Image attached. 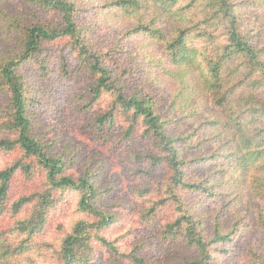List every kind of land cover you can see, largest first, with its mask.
Instances as JSON below:
<instances>
[{
	"label": "trees",
	"instance_id": "1",
	"mask_svg": "<svg viewBox=\"0 0 264 264\" xmlns=\"http://www.w3.org/2000/svg\"><path fill=\"white\" fill-rule=\"evenodd\" d=\"M9 1L0 0V153L19 155L0 169V264H93L97 245L111 264H149L144 244L125 253L119 239L103 235L114 217L99 208L95 172L68 176L64 155L52 154L33 126L32 87L22 70L40 63L41 77L49 76L45 45L61 39L79 65L70 71L63 61L60 76L87 81L74 98L77 110L97 138L132 149L129 162L148 183L136 189L146 204L143 222H158L169 208L175 214L160 236L180 250L172 264H216L217 248L249 230L241 219L230 225L227 214L236 215L224 209L251 203V195L264 232V0H110L103 9L118 19L121 34L106 53L87 43L75 0H19L24 13L8 11ZM135 38L143 39L133 63L144 72L140 80L124 65V41ZM156 69L174 86L167 101L149 87ZM193 168L208 175L191 174ZM18 178L26 193L12 199ZM70 192L79 218L55 241L42 239ZM192 196L230 202L210 220ZM249 256L264 264L255 249Z\"/></svg>",
	"mask_w": 264,
	"mask_h": 264
},
{
	"label": "rangeland",
	"instance_id": "2",
	"mask_svg": "<svg viewBox=\"0 0 264 264\" xmlns=\"http://www.w3.org/2000/svg\"><path fill=\"white\" fill-rule=\"evenodd\" d=\"M82 8L77 17L78 25L86 30L87 43L93 50L106 53L112 50L119 41V21L109 14L103 5L110 0H75ZM6 9L12 13H24L25 7L19 0L6 3ZM143 41L142 38L127 39L124 41L128 55L124 65L134 67L133 78L140 80L143 71L133 65L138 54L137 46ZM42 60L47 63L51 74L41 77L40 63H32L26 66L22 73L26 76L32 87L30 111L33 118V126L41 139L48 145L52 154L64 155L67 163V175L75 180L81 178L85 170L90 167L96 175V186L99 194V208L114 217L113 223L103 233L108 239H119V245L123 252L129 253L138 244H144L145 248L141 256L149 264H172L173 257L180 253L176 248L164 243L160 236L167 222L174 219L171 208L164 210L158 218V222L148 225L142 217L146 204L137 196L136 189H144L148 183L137 176V166L129 162V153L132 149H116L113 142L106 143L93 134L88 126L89 120L77 110L75 97L83 92L87 81L75 78L64 79L60 76V67L65 61L70 71L76 70L79 65L77 54L72 51L68 39H61L47 43L42 55ZM136 61V60H135ZM129 65V66H128ZM158 80L152 76L150 80L152 88L158 97L168 100L173 84L162 78L159 70H155ZM160 77V78H159ZM156 89V90H155ZM0 95V104L3 102ZM75 101V102H74ZM76 104V106H75ZM6 137L0 134V139ZM18 153H0V169L11 164ZM209 171L204 168L192 169L191 174L199 177L208 175ZM162 175H156V180H162ZM43 182L40 180L38 184ZM27 184L22 178L15 182L12 199L26 193ZM251 203L236 207L232 203L227 214L229 224L242 220L241 227L248 225L249 230L242 232L240 237L230 244L219 246L215 253L216 264H251L249 249H255L264 255V232L256 223L254 210L260 209V203L251 195ZM191 204L201 208L202 215H208L212 220L217 213L223 211V207L230 201L229 198L221 197L207 199L205 197H189ZM78 197L70 192L49 218V223L41 236L55 241L60 237L61 229L69 231L70 227L79 218L77 212ZM251 205V210L248 206ZM207 210V211H206ZM212 215V216H211ZM93 264H111L110 254L100 247L95 248ZM125 264H131L125 261Z\"/></svg>",
	"mask_w": 264,
	"mask_h": 264
}]
</instances>
